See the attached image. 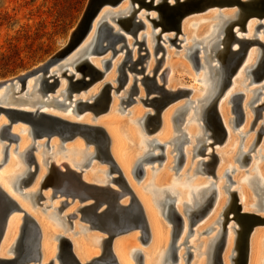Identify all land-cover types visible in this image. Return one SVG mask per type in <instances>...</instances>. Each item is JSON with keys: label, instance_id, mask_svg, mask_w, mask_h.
Instances as JSON below:
<instances>
[{"label": "bare ground", "instance_id": "obj_1", "mask_svg": "<svg viewBox=\"0 0 264 264\" xmlns=\"http://www.w3.org/2000/svg\"><path fill=\"white\" fill-rule=\"evenodd\" d=\"M187 1L191 0H166V2H168V5L170 6H176L179 3H184ZM241 1L242 4L240 6L232 4L229 6L225 5L223 7L217 8L219 10L224 8L231 9H229V11L227 12L220 11L212 15L211 17H213L214 20L210 24L209 29L208 26H206L207 30L205 28H201L200 25L199 27H195L194 33L190 38V42L187 43L185 47V53L184 55H182L184 59L188 60L193 65L191 56L192 54H194V51L197 50L198 59L196 66H193L198 68V73L194 75L190 72V69H188L189 67L185 63L183 64L185 65L188 75L191 77L194 84L191 85L189 89H184L181 84L173 87L170 85L169 78L172 73V65L170 61L176 60L171 57V54H173L171 51L165 52L164 49L163 60L159 67H156V59L161 54L154 55L153 49L155 43L153 41V35L158 33V30L160 28L159 26L152 27L151 25L152 31H146L144 29L145 32L138 33L136 38L137 40H143L147 56L143 61L144 65H142L140 71H138L135 67H133L134 70L129 71L131 62H133L131 60H135L138 57L137 44L134 43V39L132 42H130V34L127 35L128 33L122 29V21L130 17L133 8L137 7V4H132L130 0H120L117 6L113 8L103 7L100 10L92 23L89 33L82 41V43L73 51H71L60 62L62 64V67L59 68L57 64L50 69V72L54 73L58 77L66 69L68 71L67 74H73L71 80H75L81 78L80 67L83 60H88L94 68L100 71L104 70L105 61L110 60L109 66L107 68V70H109L108 73L107 71L104 72L101 78L94 80L85 89H76L75 86L71 85V80L68 81L66 78L59 77L58 84L55 87L54 91L52 93L44 92V85L41 77L34 76L28 79L25 84V89L22 92H18L19 84H16L13 87V90H0L1 105L28 111H34L37 109L39 111L45 112L46 114L56 116L69 122L101 127L105 131L108 138L109 154L118 170V173L120 174L127 187L126 189L122 181H116V179H112L116 178L117 174L115 172L109 171V161H107L102 156L100 145L90 135L87 136L90 142L89 144L85 145V148L88 149V147L90 146L92 147L91 150L81 148V143L79 142V140L83 139L80 138V136H75L72 140L66 141H72L73 144H75L73 147L72 145H65L66 142L59 144L60 141L56 136H52L50 138L49 143L47 144V148L44 147V138L36 139L33 142V145H35V150L33 151V153L36 152V149L37 151L39 149V154H41L42 158L39 159V155H37V153L36 156L33 154V160L37 165V171L29 181L28 172L32 171L34 166L33 163H30V157L28 153L29 147L31 146L33 140H31V136L29 133L30 129L25 124H21L20 122L14 123L11 126V132L16 134L18 136V139L16 146L11 151L17 157V164L19 168L15 173L12 174L10 178L7 177L10 174L9 170L14 167L16 168L15 159L13 155L10 154V151L7 152V157L5 160L6 163L1 164L2 156L0 157V189L13 202L14 206H17L18 209H16L12 205L10 208V212L5 220L2 237L0 239L1 259H10L14 256L16 249L20 250L18 249V247L20 248L22 246V240L20 239L21 232L24 231L25 233V225L23 226V216L25 214L26 216H28V218H31L36 223L39 234V259L38 261H31L27 264H61L59 259V256L61 254V242L59 238L64 236L55 235L53 238L56 241V244H47L45 241V236L47 234L46 231L48 230L49 226L46 225L47 223H43L42 220L41 222L37 221L34 216L28 210H26L25 204L23 203L25 202L27 204L28 202L30 206L32 205V207L34 206L35 208V205H37L35 203V198L38 194H41L42 197H45L46 200H50V203L45 207L50 208L51 211L45 212V210V213L43 214L49 222H52L54 224V226L56 225L62 229L67 230L68 227L71 228L74 226L71 222V219H77L82 220V222L88 224L87 226L80 225L78 230H81L82 232L88 230H96L102 234V236H92V241L90 237H85V242V239H83L77 233L79 237L75 238L76 241L72 240V244L74 246L73 249L71 248V251L73 250L72 252H74V254H72L76 258L77 264H110V258L116 264H132V262L130 261L131 259L135 264H137V255L139 253L143 254V251L138 249L135 245L130 244V241L137 239L139 240L141 231L140 228L130 227L125 231L118 232V229L132 224V221L129 220V218L133 215L132 212L134 208L130 195L132 194L140 204V207L144 214L148 230V240L146 241V243L147 245H151L150 247L153 249V251H155V249L160 250L158 252V255L156 256L154 264H172L171 259L175 261L174 264H180L182 260L186 263L185 260L187 250L189 251V249L195 248L196 246L194 245V240L196 239L195 236L196 231L198 230V226L204 224L206 221L214 225V227L212 225L208 226L210 227V231L212 230L209 237L206 240L200 241L201 253L205 254V259L200 258L195 262V264H216V253L217 255L219 253L220 264H241L245 228L249 223V220L246 218L238 217L239 215H234L232 196L230 195V192L233 191L230 190V185H232L233 183V180H231L232 173L233 175L235 174L233 176L234 183L238 181L241 183L237 191H234L235 193H238L239 196V202L241 205L236 200V202L239 204V211L244 214L257 215L264 220V164L257 163L261 160L264 162V139L262 143V138L260 139V136L262 134L261 131L262 129H264V73L261 77H258V75L262 73V69H264V56L257 45L253 44L249 47L245 60L233 75L230 84L226 87L224 86V80L226 78L228 70V65L225 57L226 46L230 42V31L228 29V25L232 22L241 20L246 14L254 13V10L252 8L253 6L258 5L259 2V0ZM218 2L224 3L225 1L218 0ZM160 3L161 0H153L151 6L155 7L147 10L148 12L146 13H142V11L140 10H142L143 8H141L136 13V18L141 20H144L145 18L148 21V19L146 18L147 16L161 23V15L159 13ZM114 8L116 9L113 10ZM209 8L215 9L216 7L212 6ZM209 8H206V10H208ZM204 11L194 12L192 14L202 13ZM184 18H186V16ZM183 19L180 23V33L178 35H182V41L187 42L188 39H186L185 33H183L182 31V24L184 23ZM252 19L254 18L251 17L247 19L245 25L246 30L243 31L244 34L241 35L239 31L236 32L237 26L233 27V31L236 32L235 34L238 37H241L243 39L256 38L261 41L260 31L257 36L254 35L256 33L252 35V31L254 32L255 27L259 22L264 24V17L261 18L259 22L254 24L253 22H251L253 21ZM102 22L109 24L112 28V31L125 33V48H128V54L125 52V48H120L121 43L115 45L114 49H116L117 51L114 55H111L110 49H107L102 54L95 53L96 51L100 50V46L105 45L106 43L100 38L99 26ZM148 23L150 22L148 21ZM143 28H145V26ZM146 28L148 29V27ZM200 29L202 30V34H200ZM178 35L177 39L180 40L178 38ZM161 36L162 38H164V42H168L169 44L168 40L174 38V33L173 31H167L163 32ZM255 46L256 49L254 51L251 48H255ZM237 47V43H233L231 45V48L233 49H236ZM118 52L120 54L116 55ZM94 55H103V57L99 60H94V58L92 57ZM120 71H123L125 74L126 71H128L132 72V74L130 73L131 77L126 74L124 83L118 88ZM242 72L244 73V76L242 75ZM153 73L154 76L151 77ZM61 78L63 79L60 80ZM146 78H153L155 86H151L150 84L148 86ZM236 78L240 79L241 82L243 80L245 82L246 80L247 83L244 84L243 82V84L245 85V87H248V91H246L248 92V94H246L241 89H236V84L234 81ZM111 82L115 83L116 86L113 87ZM160 82L163 83V86L158 84ZM256 82L258 83V85H253ZM106 84L110 87V90H112L111 96L115 94L116 99L118 100L117 106H122L120 108L118 107L117 111L119 112H122L125 109L128 95L133 87L136 88V94L133 97L136 96V102L138 103H142L141 101L146 100V97L157 95L158 89L156 86H161L162 88L164 87L163 89L169 92L189 90V92L181 94L174 101L169 103L161 112L159 133L155 137L153 136L148 138L147 135L146 137H144L145 134H148L146 132V124L150 125L149 120L146 119V115L153 114V110L149 108L145 111H141V109H139L140 107H135L133 109L134 116L137 115L139 117L137 120L135 119V123H138L136 124L138 127L135 126L137 128L136 131L138 130L140 132V134L138 132L139 139L140 135H144V138L141 137V144L140 146L138 145L140 151L138 150V155L134 156L136 157V159L134 160V163L132 161L133 164L130 163V153L127 155L124 153L125 151H123V145L125 144L123 143L124 140L122 133L121 131L119 132L118 128V126L122 123H119L118 125L117 121H115L114 118L102 120L100 118H102L103 115H100V113L98 117V114L94 116L92 115V117H87L82 112L89 110L93 113V110L82 109V107L79 106V102L92 103L96 100H99L103 94V90L105 89ZM141 85L144 88V94L142 92V88H140ZM116 88L117 90H115ZM147 88L150 90L148 96H146ZM119 89L121 92H118ZM88 90H90L88 97H86L85 99L80 97L81 91L88 92ZM111 96L108 107L109 105L111 106L112 103L113 105L116 103V100H114ZM237 97H239L240 99V120L237 119L234 110V102H237ZM63 103H68V105H61ZM226 103L228 105H231L230 110L233 114V117L231 119L229 118L231 128L234 130L237 128L236 131L239 135V142H237L236 145L235 141L233 142L235 137L233 138L231 133L227 132L228 129H225V127L227 128V125L223 113L224 105H227ZM174 104L176 105L172 107ZM245 104H247V106L250 108L251 113L245 111ZM212 108H215L217 110L223 127L225 125V144L228 147H230L231 144L234 145L232 149H229L231 150L230 155H226V152L228 150L224 152L225 157H221L218 165L216 163V168L214 166L213 173L211 174L207 172L209 169L208 165H203L202 162L209 161L210 154L215 155V153H213L212 151L214 147L212 148V150L205 149L208 146V143H211L218 138V134L207 124V115ZM257 110H259L258 114H256ZM0 115L4 116H0L1 134V128L8 122L3 113H0ZM182 116H184L183 125L182 127H178L176 121ZM252 116L253 118L251 120ZM229 119L227 120L229 121ZM169 120H171V123L173 122V127L175 130L174 133L170 132ZM257 120L260 121L257 122ZM133 122L131 120V123L135 124ZM189 123L193 124L194 126L189 125V128L185 129V126H187ZM149 128H151V126H149ZM124 131L128 132V128H126V130L124 128ZM260 132L261 134L260 136H258ZM128 134H126L127 137ZM130 135L131 134H129V136ZM224 137L222 139H224ZM54 138H56L57 141H55ZM182 141L183 143L187 144V147H182ZM219 141L216 142L219 143ZM216 142H214L213 144H215ZM156 143L164 146V149H162V153L166 157L163 158L165 159V163L170 162V152L171 154H173V163H175V161L179 157V154L182 155L183 160L185 155L183 164L184 166L186 165V163H188V154L192 153L193 158H197L199 156L198 151L200 150V148L204 145H207L201 151L203 159L200 158L195 160V171H198L197 173H203L208 176L211 174L213 178H216V181L210 180L211 178L204 181L199 179L193 181V183L191 184H187L186 182L184 183V180H180L178 182L174 181L171 185L164 187V185H167L164 183L166 179L164 168L161 171L157 172L149 185H144V187L142 186L143 190H145V193H142L137 187L133 185L130 174L131 177L135 179L134 171L136 170L137 165L141 164L142 166L143 163H148V160H153L151 157L152 155L159 154L158 150H156L158 148H152ZM258 143H260L261 145L263 144L262 147H260ZM213 144L211 146H213ZM257 144L259 147L255 149L252 155H250V152L254 150ZM3 145L4 144H0L1 153L3 151ZM56 145L58 149L54 148L56 147ZM185 150H187V154L184 153ZM258 150L259 152H257ZM70 151L74 152L75 154L81 153V156H83V158H81V161L75 159L71 160V162L70 158L64 160H60L58 158L52 160L51 158V154L58 155V153H61V155L67 157L66 155ZM218 154L219 153H217V155ZM246 154L250 158V161H248V163L250 162V164L253 165V168L256 172L253 174L235 173L234 171L236 170V167L232 166L231 159H233L234 162L238 163L239 166H244L246 164L244 162ZM48 158L51 159L50 162L48 161ZM93 160H96L99 164L105 166L104 168L99 170L101 174L94 175L95 172L93 173V175L83 173L81 168L88 167L93 163ZM38 164H43L45 166V169H40V167L38 169ZM77 168L81 170H78ZM66 170L74 171L78 174L81 182L88 185H94L99 189L90 192L91 194L89 193L88 195L82 193L81 191H78V189L75 190V186L71 185L73 184V179H71L72 176L67 172L62 176L63 178L65 177L67 179L68 177L70 179L69 182L71 187L69 189H62L53 179L55 177H58L57 172H64ZM143 170L145 171L144 176L142 175L144 178L147 177V168ZM152 170H155V168L153 167ZM112 174H116V176L113 177L111 176ZM226 174H229V176L231 175L230 180L232 181V183L229 182ZM163 183L164 188L162 187ZM175 186H177V189ZM27 187H29V189L24 190V188ZM42 188H45V191L43 193ZM232 188L234 189L236 187L232 186ZM48 189H50V192L48 191ZM249 190L252 191V195ZM176 191L178 195L173 201V208L180 214L181 212H183V219L177 212L178 216L181 218V227L175 238V240H178L174 243L176 247L173 248L171 242H169V239L167 240L168 233V236L171 237H173V235H176V232L172 235V232H174V228L172 230V224L170 229L171 231L167 229V231H165L164 240H162L163 237L161 232L163 228L160 225L159 221L156 219V216L160 215L165 220L164 222L170 225L171 222L168 220L167 213L169 210V204L172 201L169 200L167 195L175 197ZM223 192L225 195L223 194ZM213 193L214 198L210 202V197ZM13 194H15V196H18L19 198H16ZM236 195L237 194H235V197ZM117 196V201L120 205L119 208H121V210H119L121 214L117 213V215L123 216V220L118 222L110 219V211H116L113 206H115L114 200ZM60 198L65 199L56 201V199ZM91 199H95L97 203L100 202V206L97 210L102 216L99 215L100 217L96 218L92 215L91 204L93 203V200ZM87 200H90V202H86ZM56 204H58L59 206H56ZM178 205L179 207H177ZM18 212H21L22 216L17 215L16 213ZM259 212L263 215H259ZM208 213L209 215L205 220L201 221V223L196 227L190 228L193 226V224H195L197 219L201 218L203 214L207 215ZM233 216L234 218H232ZM226 217L231 219L226 221V223L224 224L225 230L223 233L222 223L224 221V218ZM105 218L108 221H104ZM91 224L95 226L99 225L100 227H103L104 230L100 231L92 228L90 226ZM259 225L263 226L264 223L255 224L250 230V235H248L247 237L245 264H257V259L259 258L258 256L260 238L263 231L261 229H258L253 233V229L255 228V226ZM32 230L33 229L31 227H27V236H29V238L31 237L30 239H32ZM136 231L138 234L136 233ZM202 232H199V234ZM108 233L116 235L107 246L105 241L108 238ZM222 238L223 246L220 249V240H222ZM90 242L92 243L90 244ZM186 242H188V244H185ZM181 245L185 246L184 252L182 254L179 253V250L177 251V249L180 248ZM222 250L224 251L221 257ZM145 253L143 254L144 264H151L152 262L149 258L152 255L148 258L147 256L149 255L146 256ZM139 255L141 258V254ZM152 259L154 260L153 257ZM262 261H264V258Z\"/></svg>", "mask_w": 264, "mask_h": 264}, {"label": "water", "instance_id": "obj_2", "mask_svg": "<svg viewBox=\"0 0 264 264\" xmlns=\"http://www.w3.org/2000/svg\"><path fill=\"white\" fill-rule=\"evenodd\" d=\"M131 3H136L137 7L133 8L130 17H128L126 20L122 21V29L130 34V36L134 39V43L137 44V52H138V57L137 60L134 62H131V67L129 68V71L134 70L133 67H135L138 71L142 68L141 64L144 61V59L147 56V52L144 48V42L143 40H137V35L140 30L144 27V24L141 19L136 18V13L143 8L145 11L154 8L155 6H151V3L153 0H130ZM224 3L218 2V0H191L187 1L184 3H179L176 6H170L168 5V2L166 0H161V3L159 5V13L161 15V23L151 19L146 16L148 21L151 23L152 27H157L159 26V30L157 34L153 35V41H154V55H157L159 52H161V55L156 59L157 61V66L161 64L163 60V54H164V48L162 43L164 42V38H162L161 34L163 32L167 31H173L174 33V38L169 39V44L173 45L175 48H179V45L177 42H180V40L177 39V35L180 33V23L182 19L194 12H201L206 10V8L215 6L216 8L223 7L225 5H232L235 4L237 6H240L242 4L241 0H224ZM120 2V0H88L86 7L82 13V16L80 17L79 21L77 22L75 28L70 32L67 43L63 48L58 50L54 55H52L49 59H47L45 62L41 63L39 66H37L35 69L28 71L27 73L23 75H18L13 78H10L9 80H3L0 81V90H13V87L16 84H19V91L22 92L25 89V84L28 81L29 78L38 76L41 77L42 82H43V88L44 92H53L55 87L58 84V79L59 77L66 78L68 81L71 80L73 74L69 73L67 74V70L65 69L60 76H56L54 73L50 72V69L58 64V67H62L61 61L71 52L73 51L76 47H78L82 41L85 39L87 34L89 33L92 23L95 20L96 16L100 12V10L103 7H110L113 8L117 6V4ZM254 10V13H249L246 14L241 20L232 22L228 25V29L230 31V42L226 46V62L228 65V70L226 74V78L224 80V86H228L231 82V79L233 78V75L236 73L237 69L242 65L243 61L245 60V57L247 55L248 49L251 45L255 44L257 45L260 50L263 53L264 56V45L262 44L261 41H259L256 38L253 39H243L241 37H238L235 33L237 31L243 32L246 30L245 24L248 18H256L258 20H261V18L264 17V0H259L258 5L253 6L252 8ZM237 26L236 32L233 31V27ZM99 32H100V38L101 40L105 41V45L100 46V50L96 51V54H102L105 52L107 49H110L111 55H114L115 52L117 51L115 48V45L118 43H121L120 48H125V33L118 32V31H112V28L109 24L102 22L99 26ZM264 27V24L258 23L255 27V31H259L261 28ZM264 34V32H263ZM142 38V37H141ZM233 43H237L238 47L236 49L231 48V45ZM125 52L128 54L129 50L128 48H125ZM142 52V53H141ZM197 50L194 51V54H192L191 59L193 62V65L196 66L197 63ZM109 61L106 60L104 63V70L100 71L94 68L91 63L88 60H83L81 64V78L80 79H75L71 80V85L75 86L76 89H82L88 87L94 80H97L101 78L103 73L107 70L109 66ZM262 73L258 75V77H261L262 74L264 73V69H262ZM120 78L118 80V88L124 83L126 79V74L123 71H120ZM154 76V73L151 77ZM88 77V78H86ZM149 84L151 86H155L153 78H146ZM157 87V95H154L152 97H146V100H142V104L144 106H148L150 109L153 110V114H147L146 119L149 120L150 125L146 124V132L150 133L152 132L157 126L160 124V114L164 110V108L174 101L177 97H179L181 94H185L189 92V90H180L178 92H169L165 89H163L161 86H156ZM110 87L106 84L105 89L103 90V94L99 100H96L95 102L92 103H87V102H79V106L82 107V109H92L93 113L97 115L101 111H105L108 107L109 100H110ZM117 90V88L115 89ZM150 90L147 88L146 90V96H148ZM136 94V88L133 87L128 95L127 101H126V106L134 102V95ZM237 102H234V110L236 113V117L238 120L241 119V110H240V99L239 97L236 98ZM63 106H67L68 103H63L61 104ZM0 113H3L7 119V124L4 125L1 128V134H0V141L5 142L3 145V151H2V160L1 164L5 162L6 157H7V150L9 148L10 144H16L18 136L14 133L11 132V126L16 123L20 122L21 124H25L30 130V136L32 144L29 147V157H30V163H33V170L28 172V177L29 181L31 178L34 176V174L37 171V165L34 163L33 160V151L35 150V145H33V142L36 139H42L44 138V147H48L49 140L52 136H56L60 143H64L66 141L72 140L75 136H80V138L83 139L84 144L87 145L89 144V139L87 136H92V138L100 145L101 149V154L102 156L109 161L110 172H115L117 174L116 181H122L125 188L126 184L122 180L120 174L118 173V170L109 154V143H108V138L105 133V131L99 127V126H89V125H84L80 123H73L69 122L63 119H60L56 116H52L49 114H46L45 112L39 111V110H34V111H28V110H23L15 107H7L4 105L0 104ZM259 113V110L256 111V114ZM207 124L218 134V138L211 142L208 143V146H211L214 142L219 141L222 139L225 135V129L222 125V122L220 120L219 114L217 113V110L215 108L210 109L208 115H207ZM151 126V128H149ZM261 132H264V129H262ZM261 132L258 134L260 136ZM259 139V137H258ZM183 143V141H182ZM204 145L203 147L200 148L198 151L199 154H201L202 149L207 146ZM152 148H158L160 150V153L157 155H152V159L156 160H162L164 158V155L162 153L163 146L161 144H154ZM210 160L207 162H202L203 165H208V173H213V169L216 163V157L213 154L209 155ZM182 155L179 154V157L174 163V170L176 171L179 168V165L182 164ZM249 160V156L246 154L245 155V163H247ZM68 173L69 175L72 176L71 179H73V184L74 189L78 191H81L84 194H89L90 192L99 189L94 185H88L80 181L78 174L75 173L72 170H66L64 172H57L58 177H63L62 175H65L64 173ZM143 168L140 165H137L136 170L134 171V176L138 180L143 175ZM198 172V171H196ZM227 179L229 180L230 183L232 181L230 180L229 174H226ZM72 183V182H71ZM91 194V193H90ZM131 195V201L133 204V215L132 217L129 218V220L132 221V224L122 227L121 229H118V232H122L127 230L130 227L134 228H140V237L139 240L142 243H146L148 240V230L144 218L143 211L140 207V204L136 200V198ZM230 195L232 196V206L234 209V215H239L238 217L246 218L249 220V223L247 224L245 228V234H244V241H243V255L241 259V264L246 263V250H247V237L250 233V230L255 224L258 223H264V220L257 215L254 214H244L239 211V204L236 202L237 198L235 197V192L232 191L230 192ZM93 196V195H91ZM170 201H172L169 204V210L167 213L168 220L172 223V230L173 228L176 229V235H173L172 237V247L175 248V238L178 234V231L180 230L181 227V218L178 216L177 212L173 208V196L167 195ZM42 195L38 194L37 197L35 198V203L38 206H41V203L39 202L40 199H42ZM117 197H115L114 200V209L116 211L112 212L110 211V219L115 220V221H122L123 216H118V214H121L119 210H121L120 205L118 204ZM214 198V193L210 197V202ZM93 200L92 205V215L94 217H100L102 216L98 212V207L100 206V202L97 203L95 199ZM119 206H118V205ZM14 206L13 202L2 192L0 189V239L2 237L3 233V228L5 225V220L10 212L11 206ZM16 209L17 206H14ZM207 208V207H206ZM118 211V212H117ZM100 215V216H99ZM23 226L25 227V233L24 231L21 232V237L20 239L22 240L21 247L17 250L14 254V256L10 259H1L0 258V264H27L28 262L31 261H38L39 259V250H38V227L36 223L31 219L28 218L24 214L23 216ZM234 218V216L232 217ZM231 218H224V221L222 223L223 226V233L225 230L224 224L226 221H228ZM192 220V218H191ZM106 220V218L104 219ZM193 223V222H191ZM92 228H95L97 230H104L103 227H100L99 225H90ZM27 227H31L33 230L31 231L32 234V239L27 236ZM116 234H109L108 233V238L105 241L106 245L108 246L110 241L113 239V237ZM175 236V237H174ZM29 238V239H28ZM33 240V241H32ZM61 242V254L59 256L61 264H77L76 258L71 252V245L70 242L65 239L64 237L59 238ZM223 238L220 240V249L223 246ZM189 248V246H188ZM187 248V249H188ZM19 251V252H18ZM191 257V253L187 250L186 252V263L189 262ZM140 255H137V261H139ZM216 264H220V259H219V253L217 255L216 253ZM110 264H116L111 258L109 260ZM140 264V263H139Z\"/></svg>", "mask_w": 264, "mask_h": 264}, {"label": "rangeland", "instance_id": "obj_3", "mask_svg": "<svg viewBox=\"0 0 264 264\" xmlns=\"http://www.w3.org/2000/svg\"><path fill=\"white\" fill-rule=\"evenodd\" d=\"M87 1L88 0H0V81L9 80L10 78H13V77L18 76V75H23V74L27 73L28 71L35 69L41 63L45 62L52 55H54L58 50L63 48L65 46V44L67 43L70 32L75 28L77 22L79 21L80 17L82 16V13L86 7ZM105 8H109V7H105ZM115 9L116 8H114L113 10H115ZM229 9H231V8H228V9L224 8L221 10H219L217 8H215V9L209 8L208 10H206L202 13H196V14H191L189 16H186V18L183 19L184 23L182 24V31H183V33H185V37H186V39H188V41L183 42L182 41V39H183L182 35H178V38L181 40L180 42H178V45L180 46L179 48H175L173 45L168 44V42L162 43V45L165 49V52L171 51L173 53V54H171V57L176 59V60L170 61L171 65H172V73H171L169 79H170V85L172 87L178 86V84H181V86H183L184 89H189V87H191V85H194L191 77L188 75V72H187L185 65H183V64L185 63L189 67L188 69H190V72L193 73L194 75H196L199 70H198V68L194 67L191 64V62L184 59L182 57V55H184V53H185V47H186L187 43L190 42V38L192 37V34L194 33L195 27H199V25H200L201 28H205L207 30L206 26H208V29H209L210 24L214 20V18L211 16L217 12H220V11L227 12V11H229ZM140 11H142V13L148 12V11H145L144 9H142ZM252 20L253 21H251V22H253V24L259 22V20L256 18H254ZM142 22H143L145 28H142V30H140L139 33L145 32L144 29L146 31L147 30L152 31L151 24L148 23V21L145 18H144V20H142ZM146 27H148V29ZM259 31L261 33L260 34L261 42L264 44V34H263L264 29L261 28V30H259ZM259 31H257V32L255 30H254V32L252 31V35L254 33H256L254 35L257 36ZM200 34H202V30L200 31ZM240 34L242 35V34H244V32H240ZM245 34H246V32H245ZM127 35H129V34H127ZM129 40H130V42H132L133 38L131 36H129ZM251 49L255 51L256 46H255V48L252 47ZM151 51H152V49H151ZM118 54H120V53L118 52L116 55H118ZM160 54H161V52H159L157 55H160ZM92 57L94 58V60H99L103 57V55H94ZM136 60L137 59L131 60V61L135 62ZM142 65H144V62H143V64H141V66ZM106 71H107V73L109 72V70H106ZM130 73L132 74V72L126 71V74L131 77ZM242 75L244 76L243 72H242ZM62 79L63 78H61L60 80H62ZM234 81L236 84V89H241L246 94H248V92H246V91H248V87H245V85H244L245 83H247L246 80H245V82H244V80L241 82L240 79L236 78ZM243 82H244V84H243ZM111 83H112L113 87L116 86L115 83H113V82H111ZM158 84L163 86V83H161V82ZM253 85H258V83L256 82ZM140 88H142V92L144 94L143 86L141 85ZM119 91H120V89L118 90V92ZM89 93H90V90H88V92L81 91L80 97L85 99L86 97H88ZM111 93H112V90H110V96H111ZM76 96H78V95H76ZM111 97H113V99L116 100V103L114 105L112 103L111 106L109 105V107H108L109 110L107 109L105 111L99 112L100 115H103V117L100 119L105 120V119L114 118V120L117 121L118 125H119V123L120 124L122 123L121 125L118 126V128H119V132L121 131V133H122L123 140H124L123 143L125 144V145H123V151H125L124 153L127 155L130 153V156H129L131 159L130 163H132V161L134 163V160L136 159V157H134V156H137L138 155L137 153H139V151H140L139 146L141 144V139L146 137V135L148 138L153 137V136L154 137L157 136L159 133L160 124L152 132L145 134V136L143 135L144 137L142 135H140V139H139V135H138L139 131L138 130L136 131L137 128L135 127V126H137L136 124H138V123H135V119L137 120L139 117L137 115L134 116L133 109L135 107H138V108L140 107L139 109H141V111H145V110L149 109V107L144 106L142 103L136 102V96H135L134 97L135 103H133V102L129 103L127 106H125V109L122 112H119V111H117V109H118V107L120 108L122 106H117L118 100L116 99L115 94ZM175 105L176 104H174L172 107H174ZM112 106H113V109H112ZM230 106L231 105H228V104L224 105V113L223 114H224V118L226 120L227 128L225 127V125H224V127L226 130L228 129L227 132L231 133L233 138L235 137L233 142L235 141V145H236L237 142H239V135L237 134V131H236L237 128L235 130L232 129L231 125L229 123L230 119L233 117V114L231 113V110H230ZM217 107H218V105H217ZM244 107H245L246 112L251 113V110L247 106V104H245ZM104 112H105V114H104ZM225 112H226V114H225ZM82 113L85 114V116H87V117H92V115L93 116L95 115L89 110L82 112ZM99 113H98L97 117L99 116ZM0 116L4 117L3 115H0ZM252 118H253V116L251 117V120H252ZM133 119H134V122H133ZM227 119H229V121ZM131 120L135 124H132ZM183 121H184V116L177 119V121H176L177 126L182 127ZM258 121H260V120H257V122ZM160 123H161V114H160ZM255 123H256V121H255ZM169 125H170V132L174 133L175 130L173 127V122L171 123V120H169ZM189 125L194 126L193 124L189 123L187 126H185V129L189 128ZM124 128H125V130H126V128H128V132L124 131ZM125 133L131 134L130 136L128 134L129 138L127 137V135ZM139 134H140V132H139ZM261 138H262V140H261V143H262L263 139H264V132H262L260 139ZM54 140L57 141L56 138H54ZM138 140H140V141H138ZM225 141H226V136L224 137V139H221L219 141V143L216 142L215 144H213V146H207L205 148V149L212 150V148L214 147V149L212 151L216 155L217 165H218V162L220 161L221 157H225L224 152H226L228 150L226 152V155H230L231 150H229V149L233 148L234 144H231V146L228 147L225 144L226 143ZM79 142L81 143V145H80L81 148L86 147L83 140H79ZM4 143L5 142L0 141V144H4ZM57 144H58V142H57ZM59 144H60V142H59ZM184 144L185 143L182 144V147H184V148L187 147V144H185V145ZM258 144L260 147H262V145H263V144L261 145L260 143H258ZM258 144L255 146L254 150L252 152H250V155H252L254 153L255 149H257L259 147ZM65 145H67V146L72 145V147H73L75 144H73V142L71 141V142H66ZM15 146H16V144H10L9 148L7 150V152L10 151V154L13 155V157L15 159V163H16L15 164L16 168L14 167V168L9 170L10 174L7 176L9 178L19 168V166L17 164L18 163L17 157L11 151ZM54 148L58 149L57 145ZM91 148L92 147H90V146L88 147V149H90V150H91ZM85 149H87V148H85ZM163 149H164V146H163ZM0 150H1V147H0ZM156 150H158V152L160 153L159 149H156ZM39 151H40L39 149H38V151L36 149V152L33 154L36 156V153H37V155H39V159H40V158H42V156H41V154H39ZM186 151L187 150L184 151L185 154H187ZM257 152H259V150ZM52 153H53V150H52ZM217 153H219V154L217 155ZM172 155L173 154H171L169 152L170 162L165 163V159H162V160L153 159V160H148L149 162L147 161L148 163H146V164L143 163L142 168L143 169L147 168V170H146L147 171V177L143 178L145 171L143 172V176L138 178V180L136 178L133 179L131 177V174H130V178H131L133 185L135 187H137L142 193H145V190H143L142 186L144 187V185L145 186L149 185V183L151 182V180H153V178L157 174V172L161 171L164 168H165V174H166V179H165L164 183L167 185H164V183H163L162 187H163V185H164V187L169 186L174 181L178 182L180 180H184V183L186 182L187 184H191V183H193V181L199 180V179L204 181V180H208L211 178L210 180L216 181V178H213V176L211 174L208 176V175H205L203 173L202 174L197 173L195 171V169H196V167H195L196 165H194L195 160L200 159V158L203 159L202 154H199V156L197 158H193L192 153L188 154L189 160L185 166L183 165L184 160H185V155H184V160L183 159L181 160L182 164L179 165V168L176 171L173 168L174 163L172 162L173 161ZM1 156H2V153L0 151V157ZM66 156L67 157H64L63 155H61V153H58V155L51 154L52 160L55 158H58L60 160L70 158V161L75 160V159H78L79 161H81V158H83V156H81V153L75 154L74 152H71V151L68 152V154ZM124 157H126V156H124ZM124 157H123V159H124ZM164 158H166L165 155H164ZM48 161L50 162L51 159L48 158ZM248 161H250V158ZM231 162H232V166L236 167V170L234 171L235 173L253 174L256 172L255 169L253 168V165H251L250 162L249 163L247 162L244 166H239V164L234 162L233 159H231ZM4 163H6V162H4ZM4 163H2V164H4ZM216 163H215V165H216ZM257 163H263L264 164V162L262 160L258 161ZM39 167H40V169H45V166L43 164H38V169H39ZM104 167H105L104 165L99 164L96 160H93V163L91 165H89L88 167H85V168H81V169H82L83 173L93 175V173L95 172L94 175H99V174H101V172L99 170H101ZM153 167L155 168V170H152ZM215 168H216V166H215ZM31 169H32V167H31ZM77 169L81 170L79 168H77ZM231 175L230 176H231V180H233V183H232V185H230V190L237 191V189L239 188V185L241 183L239 181L234 183V177L233 176L235 174L233 175V173H232ZM111 176L114 177V176H116V174H112ZM67 179L65 177L64 178L63 177H55L53 180L62 189H69L71 187L70 182H69L70 179L68 177H67ZM7 180H8V178H7ZM232 186H235L236 188L233 189ZM175 187L177 189V186H175ZM26 189H29V187L24 188V190H26ZM44 191H45V188L44 189L42 188V193ZM48 191L50 192V189H48ZM249 192L251 193V195L253 194L251 190H249ZM223 194H224V192H223ZM235 194H237L236 195L237 202H239L238 193H235ZM13 195L15 196V194H13ZM177 195L178 194L176 191L174 199H176ZM15 197L19 198L18 196H15ZM62 199H65V198L56 199V201H60ZM39 202L41 203V206L35 205V208H34V206L32 207V205L30 206V204H28V202H27V204L25 202H23V203L25 204L26 210H28L34 216V218L37 221L41 222V220H42L43 223H45V224L47 223L46 225L49 226L48 230L46 231L47 234L45 233L46 234L45 241L47 244H54V243L56 244V241L54 240L53 237L55 235H62L69 240L71 248L73 249L74 245L72 244L73 243L72 240L76 241L75 240L76 237L81 236L83 239H85V242H86L85 237L91 238L92 236H102V234L96 230H88L85 232L78 230L80 225L81 226H87L88 225L85 222H82V220L71 219V222L73 223L74 226L71 228L68 227L67 230L62 229L56 225L54 226V224L52 222H49L43 214L45 212L51 211L50 208L45 207L47 204L50 203V200H46L45 197H43L42 199L39 200ZM86 202H90V200H87ZM239 204H240V202H239ZM56 206H59V205L56 204ZM177 207H179V205ZM16 214L19 216H22L21 212H18ZM178 214L183 219V212H181V214L178 212ZM258 214L263 215L260 212ZM208 215H209V213L207 215L203 214V216H201V218L197 219L195 224H193V226L190 228H194L197 225H199L201 223V221L205 220L208 217ZM78 217H79V215H78ZM156 219L159 221L160 225L162 226V228L164 230V231L162 230V232H161L162 237H163L162 240H164L165 231H167V229L169 231H171L170 229H171L172 223H170V225L165 223L164 222L165 220L160 215H157ZM208 221H210V220H208ZM211 225L212 224H210L209 222L206 221L204 224L198 226V230L196 231V236H195L196 239L194 240L195 241L194 245H196V246H195V248L189 249V251L192 253L190 260L188 263H185L182 260L180 264H195V262L197 260H199L200 258L205 259V254L201 253L200 241L206 240L209 237L212 230L210 231V227H208V226H211ZM212 226L214 227V225H212ZM258 229H261L263 232H262V235L260 238L259 256H258L259 258L257 259V264H264V261H262L264 258V225L263 226L262 225L255 226V228L253 229V233L255 230H258ZM79 231H81V232H79ZM175 232H176V230L174 228V232H172V235H173V233L175 234ZM199 232H202V233L199 234ZM77 233L79 234V236ZM136 233H137V231H136ZM168 234H167V240L169 239V242H171L172 237L168 236ZM170 235H171V232H170ZM177 239H178V237H177ZM91 241H92V238H91ZM176 241H178V240H175V242ZM225 242H226V240H225ZM91 243L92 242H90V244ZM130 244H133L138 249L142 250L143 254L146 252L145 255L146 256L149 255V256H147L148 258L152 255L149 259H151V262H152L151 264L155 263L156 256L158 255V252L160 250L155 249V251H153V249L150 247L151 245H147V243H142L138 239L130 241ZM185 244H188V242H186ZM184 248H185V246L181 245V247L178 248L177 251L179 250V253L182 254L184 252ZM223 251L224 250H222V252H221V257H222ZM72 253L74 254V252H72ZM139 254H141V258L139 259V261H137V259H136V262H137V264H139V263L144 264L143 254L142 253H139ZM152 257L154 258V260L152 259ZM130 261L132 262V264H135L132 259ZM171 261H172V264H174L175 261H173L172 259H171ZM29 264H34V263H29Z\"/></svg>", "mask_w": 264, "mask_h": 264}]
</instances>
